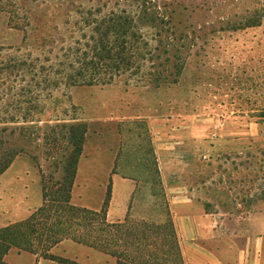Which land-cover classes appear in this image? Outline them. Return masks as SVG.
<instances>
[{"label":"rangeland","instance_id":"rangeland-1","mask_svg":"<svg viewBox=\"0 0 264 264\" xmlns=\"http://www.w3.org/2000/svg\"><path fill=\"white\" fill-rule=\"evenodd\" d=\"M123 38L128 66L69 81ZM73 123L86 128L73 204L103 205L111 171L142 172L141 200L166 221L164 172L200 190L212 178L206 203L249 216L264 205V0H0V160L18 152L2 205L41 202Z\"/></svg>","mask_w":264,"mask_h":264},{"label":"crops","instance_id":"crops-1","mask_svg":"<svg viewBox=\"0 0 264 264\" xmlns=\"http://www.w3.org/2000/svg\"><path fill=\"white\" fill-rule=\"evenodd\" d=\"M15 165L14 160L0 180ZM143 178L142 172L111 171V198L104 216L103 205H42L43 193L37 205L16 203L14 189L9 198L15 202L2 205L3 190L0 229L9 228L13 242L6 250L0 248V264H124L116 241L132 229L133 221L165 222L152 201L141 200ZM161 178L184 264H264V205H254L247 217L214 210L206 203L213 194L212 178L201 179L202 190L192 176L179 174L170 181L163 172ZM26 222L29 228L22 239L17 225Z\"/></svg>","mask_w":264,"mask_h":264},{"label":"trees","instance_id":"trees-1","mask_svg":"<svg viewBox=\"0 0 264 264\" xmlns=\"http://www.w3.org/2000/svg\"><path fill=\"white\" fill-rule=\"evenodd\" d=\"M112 17V18H111ZM111 27L116 20L114 15H111ZM109 24V23H108ZM110 26V25H109ZM102 32L103 36L109 35V29ZM124 37L129 35L128 31H122ZM131 37H134L131 34ZM130 47L127 40L122 39V44L117 48L107 47L95 50L93 54H83L80 66L74 69L68 75L69 81L74 83L92 84L96 80L97 74L102 69L119 68L121 65L128 66L131 55L129 54ZM118 59L117 64H113V60ZM112 62V63H111ZM24 62H21L23 64ZM59 126V125H58ZM61 129H65L64 135L67 140L66 153L57 157L54 165L56 172L60 171L59 177L42 176V205H75L72 203V188L77 172L79 158L83 151V140L86 128L80 123L70 125H60ZM62 149V148H61ZM18 152L13 151L6 153L0 160V175L12 164ZM58 170V171H57ZM111 198V188L106 194L101 210L104 216L106 207ZM166 221L162 224L148 221H133L132 229L123 232V237L120 241H116L122 248L118 252L123 258L124 264H167L168 261L174 264H184L182 255L178 248L176 231L172 222L171 213L168 209L165 211ZM19 227L20 236L26 238L28 222L17 225ZM8 242H13V234L8 228L0 229V248L1 250L8 247ZM16 244V240L14 241ZM23 243V240L21 244ZM23 245V244H22ZM121 262V261H120Z\"/></svg>","mask_w":264,"mask_h":264}]
</instances>
